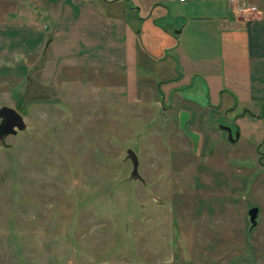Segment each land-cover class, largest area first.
<instances>
[{"label": "rangeland", "instance_id": "rangeland-1", "mask_svg": "<svg viewBox=\"0 0 264 264\" xmlns=\"http://www.w3.org/2000/svg\"><path fill=\"white\" fill-rule=\"evenodd\" d=\"M107 10L0 0V264H264V117L188 109Z\"/></svg>", "mask_w": 264, "mask_h": 264}, {"label": "crops", "instance_id": "crops-1", "mask_svg": "<svg viewBox=\"0 0 264 264\" xmlns=\"http://www.w3.org/2000/svg\"><path fill=\"white\" fill-rule=\"evenodd\" d=\"M103 1L115 28L133 31L152 61H168L167 91L178 102L188 109L230 111L228 127H236L241 139L240 119L264 117V15H236L230 0ZM131 18L138 24L130 25ZM248 140L264 157V137Z\"/></svg>", "mask_w": 264, "mask_h": 264}, {"label": "water", "instance_id": "water-1", "mask_svg": "<svg viewBox=\"0 0 264 264\" xmlns=\"http://www.w3.org/2000/svg\"><path fill=\"white\" fill-rule=\"evenodd\" d=\"M26 125L24 123L23 117L13 108L3 106L0 107V146L5 147L6 143L5 140L8 136L15 135L18 131L25 130ZM237 138V137H236ZM126 156L132 162V172L130 177L132 179L138 178L137 174V167H138V160L135 153L128 149L126 151ZM258 209L256 207L250 208L248 210L249 221L251 227L256 225V216H257Z\"/></svg>", "mask_w": 264, "mask_h": 264}, {"label": "built area", "instance_id": "built-area-1", "mask_svg": "<svg viewBox=\"0 0 264 264\" xmlns=\"http://www.w3.org/2000/svg\"><path fill=\"white\" fill-rule=\"evenodd\" d=\"M180 1H183V0H180ZM241 1V0H238V2ZM230 2L232 3V6H233V12L236 14V15H240L244 12H249V13H257V10L254 6L252 7H244L243 5H236V1L235 0H230ZM241 3V2H240ZM235 7V8H234Z\"/></svg>", "mask_w": 264, "mask_h": 264}, {"label": "trees", "instance_id": "trees-1", "mask_svg": "<svg viewBox=\"0 0 264 264\" xmlns=\"http://www.w3.org/2000/svg\"><path fill=\"white\" fill-rule=\"evenodd\" d=\"M260 158H261V155H260Z\"/></svg>", "mask_w": 264, "mask_h": 264}]
</instances>
